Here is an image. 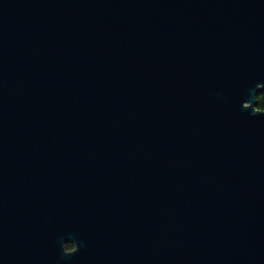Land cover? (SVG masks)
Segmentation results:
<instances>
[{
	"label": "water",
	"instance_id": "95a60500",
	"mask_svg": "<svg viewBox=\"0 0 264 264\" xmlns=\"http://www.w3.org/2000/svg\"><path fill=\"white\" fill-rule=\"evenodd\" d=\"M261 92L264 0H0V264H264Z\"/></svg>",
	"mask_w": 264,
	"mask_h": 264
},
{
	"label": "trees",
	"instance_id": "16d2710c",
	"mask_svg": "<svg viewBox=\"0 0 264 264\" xmlns=\"http://www.w3.org/2000/svg\"><path fill=\"white\" fill-rule=\"evenodd\" d=\"M257 99V105L256 108L258 109H264V92H261L256 96ZM66 248L70 249L72 248L71 244H66Z\"/></svg>",
	"mask_w": 264,
	"mask_h": 264
},
{
	"label": "flooded vegetation",
	"instance_id": "af4514ba",
	"mask_svg": "<svg viewBox=\"0 0 264 264\" xmlns=\"http://www.w3.org/2000/svg\"><path fill=\"white\" fill-rule=\"evenodd\" d=\"M71 249V248H70Z\"/></svg>",
	"mask_w": 264,
	"mask_h": 264
}]
</instances>
